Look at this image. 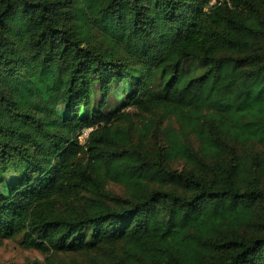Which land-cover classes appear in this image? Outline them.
Returning a JSON list of instances; mask_svg holds the SVG:
<instances>
[{"label":"trees","instance_id":"16d2710c","mask_svg":"<svg viewBox=\"0 0 264 264\" xmlns=\"http://www.w3.org/2000/svg\"><path fill=\"white\" fill-rule=\"evenodd\" d=\"M263 182L264 0H0V241L264 264Z\"/></svg>","mask_w":264,"mask_h":264},{"label":"rangeland","instance_id":"374dc122","mask_svg":"<svg viewBox=\"0 0 264 264\" xmlns=\"http://www.w3.org/2000/svg\"><path fill=\"white\" fill-rule=\"evenodd\" d=\"M115 99H122L128 91V88L122 84L116 89ZM115 100V101H116ZM133 110L134 108H130ZM212 113L217 114L215 109ZM89 128H85L82 132V138L85 137ZM174 166H182L181 162H171ZM264 183V182H263ZM107 187L114 193L125 194L126 188L123 184L118 182L109 181ZM22 238L20 236L13 238H5L0 241V264H28L30 260L39 259L44 264H86V256L82 254L73 253H58L53 258L47 259L46 253L41 252L38 249L24 246L21 243Z\"/></svg>","mask_w":264,"mask_h":264}]
</instances>
